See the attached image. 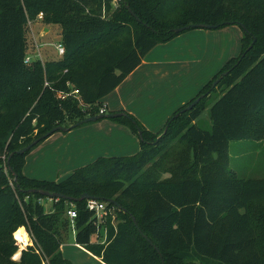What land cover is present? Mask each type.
<instances>
[{
	"label": "trees",
	"instance_id": "trees-1",
	"mask_svg": "<svg viewBox=\"0 0 264 264\" xmlns=\"http://www.w3.org/2000/svg\"><path fill=\"white\" fill-rule=\"evenodd\" d=\"M40 12L45 28L58 29L64 55L27 66L28 21ZM199 24L240 26L241 51L173 113L166 133L151 136L120 112L125 117L111 120L141 132L135 155L97 158L59 183L23 175L25 155L45 139L17 151L56 126L98 115L101 100L155 46L181 34L173 29ZM67 83L86 108L57 98L70 92ZM212 98L204 130L198 120ZM243 140L264 142V0H0V264H41L36 246L50 264H71L60 252L70 230L98 264H264V178H239L228 166L230 142ZM10 155L16 182L4 172ZM33 189L74 199L85 193L115 209V221L112 215L100 221L85 200L52 199L46 213L39 201L48 198L27 193ZM19 227L35 247L13 260Z\"/></svg>",
	"mask_w": 264,
	"mask_h": 264
},
{
	"label": "rangeland",
	"instance_id": "rangeland-1",
	"mask_svg": "<svg viewBox=\"0 0 264 264\" xmlns=\"http://www.w3.org/2000/svg\"><path fill=\"white\" fill-rule=\"evenodd\" d=\"M41 27H45L41 22L31 24L36 35H39ZM50 28L48 37L43 39L45 43L53 44L59 41V32L57 28ZM28 34L30 37L29 30ZM242 35L243 29L238 25L183 32L169 42L155 46L141 64L101 102L110 103L111 106L121 102L126 114L132 116L151 136H157L176 110L195 98L230 59L238 57ZM42 57L44 62L53 59L55 54L48 48L43 51ZM213 100H209L208 107L198 120L204 130L210 129L208 110ZM106 136L113 139H106ZM139 150L138 136L132 134L126 125L104 119L67 132H56L46 138L25 155L22 173L29 179L59 183L75 169L97 158L129 157ZM228 155L229 169L239 178H264V142L231 141ZM39 202L46 213L51 211L52 199H41ZM103 213L104 219L112 215L115 221V209L106 208ZM17 230L12 233L18 243L13 260H18L21 251L28 245L22 247L23 244L15 239ZM60 252L71 264L94 263L92 256L74 243L71 230ZM16 254L18 258L14 259Z\"/></svg>",
	"mask_w": 264,
	"mask_h": 264
},
{
	"label": "built area",
	"instance_id": "built-area-1",
	"mask_svg": "<svg viewBox=\"0 0 264 264\" xmlns=\"http://www.w3.org/2000/svg\"><path fill=\"white\" fill-rule=\"evenodd\" d=\"M42 19H43V14L40 12L36 16L35 21H28V28L30 31V40H31V44H32V51H31V53L26 55L24 58V64L27 66L31 65L35 61L43 63L42 53L46 48L53 49L55 56L58 58H61L64 55V47L62 46V44L59 41H57L56 43H53V44L44 43L39 38V35H36L33 32V29H31L32 23H36V22L42 23ZM43 86H44V88L49 87V83L45 80ZM67 86L70 88V92L69 93L57 92V98L63 100L67 97H72L79 102L80 106H82L83 108H86L85 106L82 105L78 90L74 89L69 83H67ZM98 112H99L98 115L106 114L105 107L103 105H101ZM2 159L4 160V157ZM4 172L7 175L8 170L6 167H4ZM9 186L11 188H13L12 180H9ZM86 209L89 211H94L96 213V217L100 221L104 220V214L105 213H103V212L106 210L105 203L100 202V201L87 200L86 201ZM76 216H77L76 211L74 210L73 206H70L69 209H67V211H66V217L72 221L73 219L76 218ZM24 231H25V233L28 237V240H29L28 245L33 247L34 246V239L32 238V236L29 233H27V231L25 229H24ZM77 247H79V246H77ZM35 253L39 256L41 264H50L49 259L46 257V255L42 252V250L38 246L35 247Z\"/></svg>",
	"mask_w": 264,
	"mask_h": 264
},
{
	"label": "water",
	"instance_id": "water-1",
	"mask_svg": "<svg viewBox=\"0 0 264 264\" xmlns=\"http://www.w3.org/2000/svg\"><path fill=\"white\" fill-rule=\"evenodd\" d=\"M130 12V11H129ZM130 14L134 16V14L132 12H130ZM196 28H200V29H207V30H214L215 27H211V26H207V25H202V24H199V25H190V26H186V27H182V28H178V29H173V33L175 34H179V33H182L184 31H188L190 29H196ZM48 33V29L45 28L43 31H41V33L39 34V38H43L46 34ZM255 42V39L252 41V44L251 46L253 45V43ZM248 47L247 51L251 48ZM227 74V72L225 73H222V75L219 77L218 80H216L213 84H212V88H214L217 83L219 82V80L221 78H223L225 75ZM205 95H200L198 98H196L192 103H190V105H188L185 109V111H188V110H191L195 105H197L203 98H204ZM121 117H125V115L123 113H109V114H104V115H95V116H91V117H87L85 118L84 120H82L81 122L75 124V125H72L68 128H65V127H62V126H56L54 128H52L50 131H48L46 134H44L43 136L39 137L38 139H36L35 141H33L31 144L27 145L26 147H24L23 149L19 150L16 152V154L18 155H22L24 153H26L27 151H29L33 146H35L38 142H40L41 140L43 139H46L48 137H50L51 135H53L54 133L56 132H67L71 129H73L74 127H77L78 125L80 124H86V123H90V122H96V121H100V120H111V119H117V118H121ZM167 131V127L164 128L163 130V134L166 133ZM138 133V136L141 137V132L138 130L137 131ZM160 136L157 138V140H159ZM12 155H10L8 157V162H7V170L8 172L12 175L13 179H14V182H16L17 178H16V175L12 172L10 166H9V160L11 158ZM28 194H39V195H42V196H45L47 197L48 199H62V200H65V201H68V202H81L83 200L87 201V200H94V201H99L87 194H82L80 195L79 198L77 199H74V198H71V197H67V196H64V195H61V194H57V193H50V192H46V191H42V190H39V189H33V190H29L27 191ZM108 203L112 204L113 206L119 208L118 204L114 201H109ZM132 220L134 221V218H132ZM145 238V237H144ZM146 239V238H145ZM148 241V240H147Z\"/></svg>",
	"mask_w": 264,
	"mask_h": 264
},
{
	"label": "crops",
	"instance_id": "crops-1",
	"mask_svg": "<svg viewBox=\"0 0 264 264\" xmlns=\"http://www.w3.org/2000/svg\"><path fill=\"white\" fill-rule=\"evenodd\" d=\"M36 23H39V22H36ZM45 29V27L43 28V27H41V30H40V32H39V34L41 33V31H43ZM48 29V28H47ZM50 29L51 28H49L48 29V33L43 37V38H45V37H48V34L50 33ZM54 29H56V28H54ZM43 38H41V40H42V42H44V39ZM56 42V41H55ZM45 43V42H44ZM48 48H46L45 50H47ZM49 49H51V48H49ZM51 50H53V49H51ZM109 96V95H108ZM107 96V97H108ZM106 97V98H107ZM101 105H103L104 107H105V112H106V114H109V113H119V112H124L125 110H124V105L120 102V103H117L116 105H114V106H111V104L109 103V105L107 104V103H102L101 102ZM110 106H111V108H110ZM111 109V110H110ZM127 138H130L131 136H126ZM106 139H110V140H112L113 139V137H111V136H106L105 137ZM94 161V160H93ZM80 167H83V166H80ZM79 167V168H80ZM72 173V172H71ZM24 175V174H23ZM70 175V174H69ZM68 175V176H69ZM25 177H27L26 175H24ZM28 178V177H27ZM33 180H36V179H33ZM24 229V228H23ZM91 255V254H90ZM92 256V258H93V261H94V263H101L100 262V260L98 259V258H96V257H94L93 255H91Z\"/></svg>",
	"mask_w": 264,
	"mask_h": 264
},
{
	"label": "bare ground",
	"instance_id": "bare-ground-1",
	"mask_svg": "<svg viewBox=\"0 0 264 264\" xmlns=\"http://www.w3.org/2000/svg\"><path fill=\"white\" fill-rule=\"evenodd\" d=\"M14 237H15L16 240L20 241L23 244L22 247L26 246L28 244V242H29L28 237H27V235H26V233H25L23 228L18 229L14 233ZM17 258H18V255L16 254L14 256V259H17Z\"/></svg>",
	"mask_w": 264,
	"mask_h": 264
}]
</instances>
